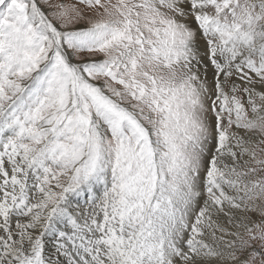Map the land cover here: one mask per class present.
<instances>
[{
  "label": "snow or ice",
  "instance_id": "6c2138e0",
  "mask_svg": "<svg viewBox=\"0 0 264 264\" xmlns=\"http://www.w3.org/2000/svg\"><path fill=\"white\" fill-rule=\"evenodd\" d=\"M0 264H264V0H0Z\"/></svg>",
  "mask_w": 264,
  "mask_h": 264
}]
</instances>
